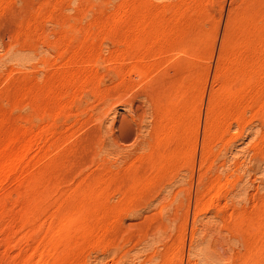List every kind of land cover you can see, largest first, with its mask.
<instances>
[{
    "label": "rangeland",
    "instance_id": "374dc122",
    "mask_svg": "<svg viewBox=\"0 0 264 264\" xmlns=\"http://www.w3.org/2000/svg\"><path fill=\"white\" fill-rule=\"evenodd\" d=\"M0 264H264V0H0Z\"/></svg>",
    "mask_w": 264,
    "mask_h": 264
}]
</instances>
